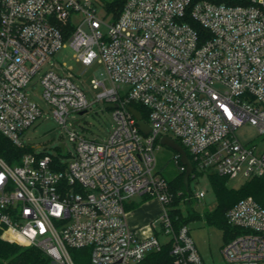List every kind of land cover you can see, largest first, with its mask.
<instances>
[{
    "label": "built area",
    "instance_id": "2783aa9c",
    "mask_svg": "<svg viewBox=\"0 0 264 264\" xmlns=\"http://www.w3.org/2000/svg\"><path fill=\"white\" fill-rule=\"evenodd\" d=\"M101 9L95 0H0V134L24 147L23 134L45 113L27 94L39 76L45 105L75 145L62 169L49 155L28 152L16 165L0 156L2 238L35 247L46 264H76L74 251L88 264H141L168 243L175 264H206L189 228L174 226L173 193L156 172L155 151L164 137L174 140L193 166L191 178L205 171L264 177V0H127L107 24ZM67 47L77 63L104 67L105 78L91 81L101 90L97 102L117 105L104 141L78 137L75 124L69 128L71 116L86 113L90 103L67 65L61 73L55 64L43 72ZM245 125L257 133L246 143L237 134ZM135 196L161 206V228L153 221L149 236L127 223ZM227 218L240 233L222 247L225 264H264V206L248 197Z\"/></svg>",
    "mask_w": 264,
    "mask_h": 264
},
{
    "label": "rangeland",
    "instance_id": "374dc122",
    "mask_svg": "<svg viewBox=\"0 0 264 264\" xmlns=\"http://www.w3.org/2000/svg\"><path fill=\"white\" fill-rule=\"evenodd\" d=\"M99 18L106 24L112 19V15L107 14L103 9L99 11ZM102 30L107 32V27L103 26ZM73 51L67 47L58 52L44 67V71L50 70L52 64L54 70L61 73L60 65L65 63L69 70L74 75L75 83L84 91L86 98L90 103V107L84 115H72L69 121V128H72L73 124L78 122L75 132L78 137L88 140L104 141L108 139L112 133L115 121L113 117L112 109H106L104 102H97L96 96L101 90L93 89L91 81L96 78H100L101 74H104L102 78H105V70L102 65H94L92 67H85L75 61L73 58ZM39 76H36L27 88L28 97L40 105L45 113L33 127L26 130L22 136L24 147L30 149V153L37 155H49L58 158L61 164H66L72 158L75 153V145L70 140L67 133L60 126L56 118L52 114V108L47 107L42 99V86L38 82ZM107 87H110L109 82L105 79ZM242 142L246 143L249 139L254 138L257 133L256 130L250 126L245 125L237 132ZM65 144V152L59 148V144ZM157 158L156 172L162 175L165 179L171 180L173 177L181 174L180 170L174 162V150L170 147L161 145L160 148L155 151ZM208 174L210 172H200L196 178L190 179V196L183 199L179 208L184 217H188L192 214L199 215L200 218L191 220L187 227L190 230V235L194 240V243L202 256L206 264H225L222 254V247L225 245V230L218 225H209L204 219V215L207 212H211L216 208L217 202L210 184ZM246 180L241 176L230 178L228 185L231 188H240ZM204 192L205 197L199 199L197 194ZM134 201L139 205L148 201L144 200L141 196H135ZM155 200V199H154ZM150 209L155 212L158 211V207L151 206ZM158 217L160 215H157ZM156 216V217H157ZM158 217L153 219L155 221V230L158 231L161 228V223ZM152 224V222H151ZM161 241H165L166 237L163 234H157ZM75 259L79 260L81 264H88V257L76 252L73 254ZM76 264H78L76 262Z\"/></svg>",
    "mask_w": 264,
    "mask_h": 264
},
{
    "label": "trees",
    "instance_id": "16d2710c",
    "mask_svg": "<svg viewBox=\"0 0 264 264\" xmlns=\"http://www.w3.org/2000/svg\"><path fill=\"white\" fill-rule=\"evenodd\" d=\"M100 6L112 15L113 19H118L127 0H95ZM203 0H193L198 2ZM214 3H224L228 5H248L252 0H207ZM138 108L144 118L145 113L142 108L137 104H132ZM30 152L29 148H20L14 145L9 139L0 134V156L10 165L18 164L20 157ZM44 154L40 155L43 156ZM58 158H55L54 166L57 169H62L63 166ZM186 173H181L171 180H167L170 191L173 193V201L169 206L170 216L174 223L175 228H181L187 226L191 220L200 218L199 215L192 214L188 217H184L181 209L179 208L180 202L186 197L190 196V179L189 186L186 188L184 177ZM210 184L213 188L216 197V208L207 212L204 215V219L209 225H218L224 228L225 244L236 237L240 230L233 228L227 218L228 211L233 208L239 201L252 197L260 205L264 206V177L252 178L245 181V183L238 189L231 188L228 184L229 177L221 176L218 174H208ZM144 200L153 198L151 196H143ZM139 204L131 203L128 205V211L136 208ZM81 252V251H74ZM48 259L46 256L36 249L35 247H25L17 243L9 242L2 238V231L0 229V264H46ZM78 264L79 260L76 259ZM141 264H175L173 255L171 254L170 243L165 244L161 251L152 252L143 260Z\"/></svg>",
    "mask_w": 264,
    "mask_h": 264
},
{
    "label": "crops",
    "instance_id": "0c3cea01",
    "mask_svg": "<svg viewBox=\"0 0 264 264\" xmlns=\"http://www.w3.org/2000/svg\"><path fill=\"white\" fill-rule=\"evenodd\" d=\"M143 198V197H142ZM155 198H150L148 201L138 205L136 208L128 211L127 223L131 230L138 232L144 236L151 235L150 225L153 219L157 218V215L161 214V206ZM131 203H136L133 201ZM158 207V211L150 209L151 206ZM157 216V217H156Z\"/></svg>",
    "mask_w": 264,
    "mask_h": 264
},
{
    "label": "water",
    "instance_id": "95a60500",
    "mask_svg": "<svg viewBox=\"0 0 264 264\" xmlns=\"http://www.w3.org/2000/svg\"><path fill=\"white\" fill-rule=\"evenodd\" d=\"M116 107H117V105H115V104H105L106 109H112V108H116ZM130 111L132 112L134 117L137 119V122H138V125L140 126L141 131L144 134L148 135L150 132V128L141 120L142 119L141 113L139 111L135 110L133 107L130 108ZM80 115H84V112L80 113ZM77 124H78V122L75 123L74 127H76ZM161 145L170 147L171 149L177 151L178 153H180L182 155V163L187 166V171H186V174L184 177V181H185L186 188H188L189 179H190L191 174L193 172V166H192L189 158L187 157L185 150L178 143H176L174 140H172L168 137H164L161 140ZM59 147L61 149H64L65 145L63 143H60Z\"/></svg>",
    "mask_w": 264,
    "mask_h": 264
}]
</instances>
